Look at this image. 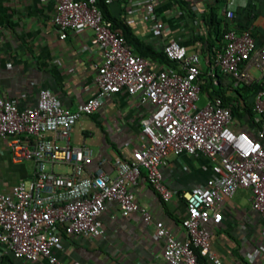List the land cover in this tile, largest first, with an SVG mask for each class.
Listing matches in <instances>:
<instances>
[{"label": "built area", "instance_id": "built-area-1", "mask_svg": "<svg viewBox=\"0 0 264 264\" xmlns=\"http://www.w3.org/2000/svg\"><path fill=\"white\" fill-rule=\"evenodd\" d=\"M96 1L54 0L52 16L60 40L70 32H91V44L99 49L91 96L70 110L42 89L34 106L19 108L17 100L4 96L0 88V140L6 142L13 162L31 161L34 166L29 180L8 191L0 188V264H10L4 257L58 264L54 249L61 233L91 239L100 236L99 217L109 202L117 205L122 217L139 213L146 224L151 223L149 211L137 204L130 189L144 172L161 200L169 202L173 192L163 182L160 168L169 157L183 154L207 157L212 175L183 194L184 240H177L161 222L154 223L156 238L163 240L162 258L168 264H221L211 250L206 228L222 221L220 203L238 189L248 190L251 208L264 227V42L256 43L252 25L228 28L204 59L213 85L220 76H227L235 88L259 86L251 108L252 136L233 129L231 106L219 96L201 104L199 54L188 52L176 40H166L161 49L174 67L151 68L149 60L135 54L111 28ZM115 1L104 0L105 4ZM133 1L148 14L152 30L162 31L164 24L155 15L160 0ZM230 5L226 0L222 11L228 22L235 16ZM119 91L137 95L141 104L152 108L141 121L143 140L130 158L113 159V174L102 169L103 158L89 171L95 154L87 145L72 144L74 125ZM57 167L68 171L58 172ZM260 250L248 254V260Z\"/></svg>", "mask_w": 264, "mask_h": 264}, {"label": "crops", "instance_id": "crops-1", "mask_svg": "<svg viewBox=\"0 0 264 264\" xmlns=\"http://www.w3.org/2000/svg\"><path fill=\"white\" fill-rule=\"evenodd\" d=\"M229 1L235 16L232 21L226 20V27L238 29L246 24L252 25L256 43L262 44L264 0ZM183 2L188 4L190 11L180 9L173 0L159 1L155 15L164 24L159 32L152 30L148 14L133 0H118L106 6L109 14L122 20L131 34L149 46L154 54L158 55L162 44L170 39L184 45L188 52L199 54L203 78L201 104L216 91L236 100L239 110L233 117V129L253 136L251 119L243 110L244 100L230 79L220 76L218 84L213 85L206 75L204 59L211 47L209 42L214 45L219 42L212 36L202 38L207 31L202 17L207 16L210 6L215 9L217 19L225 20L222 11L226 0ZM54 5V0H0V88L4 96L17 100L19 108L34 106L42 89L49 90L70 110L93 94L99 49L91 44L88 30L80 34L70 32L66 39L60 40L52 22ZM147 59L151 68L166 67L157 58ZM7 64H10L9 68ZM252 101L253 96H250L249 102ZM151 109L148 104H141L137 95L129 96L119 91L97 112L78 119L71 142L92 148L95 157L88 170H95L97 162L103 158L102 169L113 174L111 163L115 157L130 158L143 140L141 121ZM33 169L31 161L13 162L6 142L0 140L1 189L8 191L14 184L29 180ZM56 170L67 172L68 168L57 167ZM160 173L165 185L173 192L169 202L161 200L144 172L130 189L137 204L149 211L151 223L146 224L139 213L122 217L117 205L109 202L99 217L103 230L100 236L91 239L61 233V241L54 249L58 264H168L162 258L163 240L156 238L154 223L161 222L177 240L185 239L180 224L186 212L183 194L211 177V162L205 156H171L160 168ZM219 207L222 221L218 225L206 224V228L210 232L211 250L221 264H264V252L260 250L264 249V227L259 214L251 208L250 192L238 189ZM255 250L260 252L249 261L247 255ZM8 258L10 264H46L45 259L31 263Z\"/></svg>", "mask_w": 264, "mask_h": 264}, {"label": "trees", "instance_id": "trees-1", "mask_svg": "<svg viewBox=\"0 0 264 264\" xmlns=\"http://www.w3.org/2000/svg\"><path fill=\"white\" fill-rule=\"evenodd\" d=\"M177 6L182 9V10H187L190 11V7L188 6L187 3L183 2V0H173ZM225 1V0H222ZM96 5L101 11L103 18L106 21H109L111 23V28L119 33L127 42L128 45H130L133 49V52L139 56H142L144 58H157L159 63L165 65L166 67H174V64L169 61L165 55L161 52L157 55L154 54L151 48L147 45H144L138 41V39L131 34L130 29L123 23L122 20L116 19L112 17L108 10H107V4H105L104 0H97ZM226 20H219L217 19L215 9L209 6V12L207 16L202 17V24L203 26L207 27V31L203 34L202 38H211V36L214 38L215 41L220 42L222 38L223 32L228 29L226 27L227 25ZM249 24L243 25L242 27L248 26ZM202 39V40H203ZM213 40V39H212ZM214 45L213 42H209V46ZM209 83L211 84V80L209 79ZM259 86L257 84L252 85L250 87L242 86L236 88L237 93L243 98L244 100V108L243 110H246V112L249 115V118L251 119L252 117V103L249 102L250 96H253L254 93L257 91ZM202 89V85H201ZM214 95L219 96L223 103L225 105H230L231 106V112L233 117L236 115L237 110H239V105L235 104L236 100H233L232 98H228L223 96L220 92H214ZM212 97L211 95H209ZM248 102V103H247ZM253 102V101H252ZM249 104V105H248ZM3 260L8 261L10 263V260L8 257H4Z\"/></svg>", "mask_w": 264, "mask_h": 264}, {"label": "rangeland", "instance_id": "rangeland-1", "mask_svg": "<svg viewBox=\"0 0 264 264\" xmlns=\"http://www.w3.org/2000/svg\"><path fill=\"white\" fill-rule=\"evenodd\" d=\"M248 103V102H247ZM249 105V104H248Z\"/></svg>", "mask_w": 264, "mask_h": 264}]
</instances>
